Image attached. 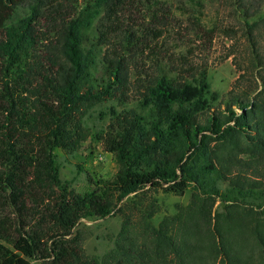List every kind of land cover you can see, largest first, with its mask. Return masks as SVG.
<instances>
[{
    "label": "trees",
    "instance_id": "trees-1",
    "mask_svg": "<svg viewBox=\"0 0 264 264\" xmlns=\"http://www.w3.org/2000/svg\"><path fill=\"white\" fill-rule=\"evenodd\" d=\"M127 1L0 0V264H264V0H223L249 48L224 96L205 68L161 55L154 24L118 26ZM188 6L194 32L217 29L203 0ZM108 101L121 109L97 138L118 169L77 192L55 151L78 150L84 118ZM144 188L190 200L155 224L157 202L129 198ZM114 212L113 247L87 255L75 226Z\"/></svg>",
    "mask_w": 264,
    "mask_h": 264
},
{
    "label": "rangeland",
    "instance_id": "rangeland-1",
    "mask_svg": "<svg viewBox=\"0 0 264 264\" xmlns=\"http://www.w3.org/2000/svg\"><path fill=\"white\" fill-rule=\"evenodd\" d=\"M155 2L153 22L150 20L152 10L148 11L146 5ZM206 24H216L213 33L203 36V32L193 31L190 23L188 0H128L126 8L118 17V26H131L142 28L154 24L155 35L159 36L155 42L163 45L160 51L165 59L171 57L173 64H177L179 56L194 70L205 68L211 89L220 92L223 96L236 85V79L247 63L248 45L244 37L242 22L231 12V6L223 0H203ZM154 4V3H153ZM209 26V25H208ZM262 59L264 61V26L257 32ZM154 43L149 41V44ZM139 55L144 68L152 66L148 60L149 50L139 44ZM150 54V53H149ZM241 86L255 88L251 75L241 80ZM136 94L130 97L128 106L136 105ZM121 106L115 101H108L94 106L84 118L90 135L81 147L71 153L60 149L56 150L59 162V177L68 181L69 187L77 192L91 188L87 181L91 174L100 178L112 177L118 165L113 156L102 149L97 138L98 134L107 127L110 117V107ZM221 187L224 184H220ZM191 191L183 195H176L162 190L144 188L136 195H130L141 207H146L149 202L155 201L160 206L153 222L157 224L161 217L176 212L177 205H185L190 200ZM140 202V203H139ZM218 203H216L217 205ZM122 215L112 213L102 218H84L75 226L74 232L79 231L83 236V247L87 255L101 257L110 250L114 238L120 230ZM30 264H43L39 260H31Z\"/></svg>",
    "mask_w": 264,
    "mask_h": 264
}]
</instances>
